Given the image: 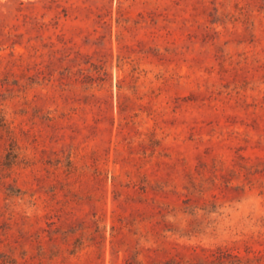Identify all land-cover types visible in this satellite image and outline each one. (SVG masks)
<instances>
[{
    "label": "rangeland",
    "instance_id": "374dc122",
    "mask_svg": "<svg viewBox=\"0 0 264 264\" xmlns=\"http://www.w3.org/2000/svg\"><path fill=\"white\" fill-rule=\"evenodd\" d=\"M0 264H264V0H0Z\"/></svg>",
    "mask_w": 264,
    "mask_h": 264
}]
</instances>
